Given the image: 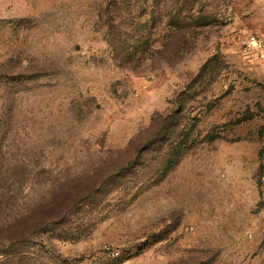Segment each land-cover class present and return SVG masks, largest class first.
<instances>
[{"label":"rangeland","instance_id":"374dc122","mask_svg":"<svg viewBox=\"0 0 264 264\" xmlns=\"http://www.w3.org/2000/svg\"><path fill=\"white\" fill-rule=\"evenodd\" d=\"M250 34L264 0H0V264H264ZM55 196L82 200L8 244Z\"/></svg>","mask_w":264,"mask_h":264},{"label":"trees","instance_id":"16d2710c","mask_svg":"<svg viewBox=\"0 0 264 264\" xmlns=\"http://www.w3.org/2000/svg\"><path fill=\"white\" fill-rule=\"evenodd\" d=\"M15 168L18 167H7V171L5 170L3 172L4 174H2V177H0V186L3 190L2 194L0 195V209L2 211H5L6 209L12 207V200H14V198L13 196H11V193H6V191L10 192V185L13 184L15 180ZM81 200V197L55 196L51 198H43L42 200L34 204H27L24 214L13 217L11 221H8L6 219L3 220V223H11V227L15 226L14 229H18L16 230V235H7L6 239L8 240V244L18 242V238H20V236H26V234L29 232H34L37 230L41 231L50 224L60 223V220L58 219L63 217L68 212L69 208L77 206V204ZM27 219H30V222H28ZM26 222H28L29 224L27 225ZM2 246L4 245L2 244ZM3 250H5L4 247L2 248V250L0 248L1 252H4ZM3 256L4 255H1V258H3Z\"/></svg>","mask_w":264,"mask_h":264},{"label":"built area","instance_id":"2783aa9c","mask_svg":"<svg viewBox=\"0 0 264 264\" xmlns=\"http://www.w3.org/2000/svg\"><path fill=\"white\" fill-rule=\"evenodd\" d=\"M242 48L244 53L254 54L256 56H264V35L250 34L242 41ZM109 255L112 258L118 256V252L111 250Z\"/></svg>","mask_w":264,"mask_h":264}]
</instances>
